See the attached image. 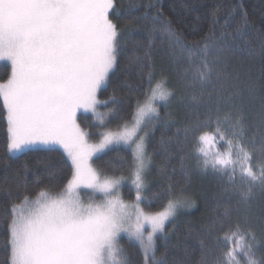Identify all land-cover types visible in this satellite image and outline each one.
<instances>
[{
  "label": "snow or ice",
  "instance_id": "snow-or-ice-1",
  "mask_svg": "<svg viewBox=\"0 0 264 264\" xmlns=\"http://www.w3.org/2000/svg\"><path fill=\"white\" fill-rule=\"evenodd\" d=\"M115 7L116 0H0V62L10 65V74L0 82L7 152L19 153L37 144L59 145L72 168L62 191L53 194L42 189L35 198L25 195L11 206L9 264H131L118 244L121 233L139 243L144 264H169L163 255L157 257L154 238L157 234L167 236L166 225L179 208L190 206L189 202L182 193L173 194L170 184L166 192L172 198L162 210L146 212L140 207L147 198L142 190L150 164L145 129L159 118L158 105L167 106L175 95L166 78L153 84L149 74L148 90L136 103L131 127L126 121L117 126L120 130L105 131L99 143L90 144L88 133L76 123L78 109L97 114L101 103L97 93L116 66L121 32L110 18ZM145 7L151 10L154 5ZM153 23L159 20L153 18ZM261 23L264 25V20ZM153 31L165 32L172 46L179 48L189 64L187 78L194 86L210 89L211 102L226 83L221 65L225 53L233 48L227 37L222 34L217 38L210 30L202 44L189 47L170 27H154ZM258 36L264 53V28ZM237 95L233 92L218 99L234 104ZM110 99L115 103V97ZM191 100L202 102L197 96ZM100 119L103 122V114ZM190 131L202 170L227 177L226 191L239 203L251 204L257 189L264 194V103L255 129L258 144L255 135L249 138L250 128L242 111L218 117L214 124L211 120L198 123ZM121 142L131 148L136 188L133 204H126L117 195L122 177L101 178L90 163L94 153ZM80 189L99 193L101 201L84 203ZM230 215L226 209L211 228L222 233L216 236V246L223 250L211 261L205 256L201 264H264V251L257 256L260 246L249 222L250 210L244 219L225 227ZM259 223L264 234V220Z\"/></svg>",
  "mask_w": 264,
  "mask_h": 264
},
{
  "label": "trees",
  "instance_id": "trees-1",
  "mask_svg": "<svg viewBox=\"0 0 264 264\" xmlns=\"http://www.w3.org/2000/svg\"><path fill=\"white\" fill-rule=\"evenodd\" d=\"M149 3L154 5L151 10L145 7ZM110 18L121 32L117 63L98 93L101 103L97 105V114L79 115L77 120L81 130L88 133L87 140L98 143L105 131H118L117 126L126 121L131 127L136 103L144 99L148 90L149 74L153 84L166 78L167 86L175 93L167 106L158 105L159 118L145 129L150 166L142 190L147 198L140 207L146 212L162 210L172 198L166 192L170 184L172 193H182L190 206L177 210L166 225V237L157 234L154 238L157 257L163 255L169 264H201L205 256L209 261L215 259L223 250L216 246V236L222 233L211 228L226 209L231 215L225 227L244 219V213L250 210L249 222L256 230L259 257L264 251V234L259 223L264 220V194L257 189L251 204L239 203L226 191L227 177L216 176L211 170L206 173L200 167L190 129L209 120L214 124L218 117L223 119L227 113L242 111L250 128L249 138L255 135L259 143L255 129L264 103V53L258 32L264 28L261 23L264 0H116ZM153 18L159 23L154 25ZM162 26L170 27L180 36L181 43L189 47L202 44L210 30H214L217 38L223 34L233 45L221 65L227 74L226 83L213 94L211 102L207 94L210 89L194 86L187 78L189 64L179 48L172 46L165 32L153 31L154 27ZM233 92L239 93L234 104L218 99ZM193 96L201 97L202 102L193 103ZM111 97H115V103ZM104 101L108 103L105 105ZM113 108L115 111L109 112ZM7 136L5 110L0 100V264H9L11 206L25 195L35 198L42 189L53 194L62 191L72 174L71 162L62 151L32 149L10 156ZM131 162L128 145L111 148L92 158L100 175L127 178V184L117 192L124 199L134 198L132 194H136ZM101 199L99 195L98 200ZM121 242L131 264H144L138 244L126 239Z\"/></svg>",
  "mask_w": 264,
  "mask_h": 264
},
{
  "label": "rangeland",
  "instance_id": "rangeland-1",
  "mask_svg": "<svg viewBox=\"0 0 264 264\" xmlns=\"http://www.w3.org/2000/svg\"><path fill=\"white\" fill-rule=\"evenodd\" d=\"M10 74V65L7 63V62H0V77H1V79H0V82H3L4 80H6L7 79V76ZM4 78V79H3ZM100 91V90H99ZM99 91H98V93H99ZM98 93H97V97H98ZM88 114H92V112L91 111H85L84 109H78L77 110V113H76V123L78 124V120H77V117L79 116V115H88ZM5 120H6V112H5ZM6 124H7V120H6ZM141 134H143V133H141ZM88 143H90L89 141H88ZM99 143V142H98ZM90 144H97V143H90ZM119 146H126V144H124L123 142H121L120 144H113V145H110L109 147H107V148H105L103 151H100V152H96V153H94L93 154V156L91 157V160H90V163H91V165H92V167L93 168H95V166H94V164L92 163V158L93 157H95V156H98V155H100V154H102V153H105L107 150H109V149H111V148H115V147H119ZM32 149H41V150H58V151H62L63 153H65L64 152V150H63V148L62 147H60L59 145H50V146H44V145H39V144H37V145H34V146H30V147H28V148H26V149H24L22 152H19V153H15V154H10V153H8L10 156H18V155H20L21 153H23L24 151H26V150H32ZM66 154V153H65ZM71 162V161H70ZM149 166H150V164H148V166H147V168H146V172H145V174L147 173V171H148V169H149ZM96 169V168H95ZM98 171V170H97ZM103 177H105V176H102L101 175V178H103ZM123 178V180H122V182H121V184H120V186L119 187H121V186H124V185H126L127 184V182H128V180H127V178L126 177H124V176H117V177H113V178ZM86 190V189H85ZM82 190L80 189V197H81V200L84 202V203H89V202H100L101 200H98L99 199V193H94V192H92L91 190H87V192H81ZM134 191V190H133ZM99 194V195H98ZM126 204H133V203H135V200H136V194H132V196L134 197V198H128V199H124V198H122L120 195H118ZM141 206V205H140ZM122 239H126V240H128V241H130V242H135L136 244H138L139 245V243L136 241V240H134V239H130L129 237H128V235L126 234V233H121L120 234V236H119V238H118V244H119V246L120 247H122L123 248V244H122V242H121V240Z\"/></svg>",
  "mask_w": 264,
  "mask_h": 264
}]
</instances>
